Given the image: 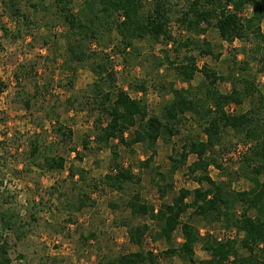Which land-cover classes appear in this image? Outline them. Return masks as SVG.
Listing matches in <instances>:
<instances>
[{"label": "trees", "instance_id": "obj_1", "mask_svg": "<svg viewBox=\"0 0 264 264\" xmlns=\"http://www.w3.org/2000/svg\"><path fill=\"white\" fill-rule=\"evenodd\" d=\"M80 1L81 8L74 11V0H0L3 12L14 24L15 30L10 34L1 28L3 35L9 34L13 41L23 39V34L30 36L31 27L49 31L64 28L59 35H47L46 39L58 36L64 40L65 71L73 75L79 66H88L94 76L87 96L98 112L93 142L98 149L111 151L113 166V172L100 180L103 188L124 196L129 188H138L140 184V177L133 173L131 167L117 162L119 155L116 148L119 145L127 150L141 145L148 155L138 167L148 170L153 168L158 141L170 143L190 120L196 122L200 130L195 136H186L179 150L173 149L169 170L164 173L155 170L158 181L152 179L160 197H164L172 191V176L185 168L187 177L198 187L180 189L171 203L161 204L157 209L144 202L137 190L122 201L124 210L132 219L148 217L154 223L157 228L154 239L164 240L168 249L157 255L143 249V240L150 227L145 223L122 221L120 226L126 228L129 242L138 250L113 258L103 257L96 264H160V257L172 259L175 256L188 264H264V92L258 90L255 75L250 69L251 63H255L258 65L257 72L264 75V33L261 30L264 0H191L177 14L167 0H150L148 5L143 0ZM245 8L251 10L248 17L241 15ZM172 22L187 35L184 40L178 41L172 36ZM208 28H214L223 42L232 44L239 41L250 45L236 50V56L240 54L244 59L237 63L233 56L225 75L217 74L216 70L207 66L199 69L195 58L187 55L189 51H196L199 55L219 59L220 54L214 53L211 43L200 38ZM143 39L161 43L164 48L175 47L176 53L181 49L187 52L182 58L170 61L164 49V61H156L157 68L168 67L179 82L187 85L185 88H176L174 83H169L166 88L161 85L159 95L162 102L158 113L149 112L142 100L131 98L116 85L110 55L106 53L111 47L110 52L126 58L135 50L134 42ZM93 43L101 50L90 51L88 45ZM28 67L29 70L26 65L19 67L20 73L14 74L17 82L21 74L23 77L30 75L32 65ZM198 72L202 74L203 81L197 89H193L190 84ZM67 84L70 89L73 88L72 77ZM219 84H228L229 90L221 92ZM2 88L0 83V93ZM137 88L146 92L144 84ZM166 95L171 98L165 99ZM247 100L250 105L246 111L227 112L229 106L240 107ZM23 102L24 108L29 110V100ZM66 104L72 106L73 101L67 99ZM46 118L53 123L54 136L60 137L67 150L65 152H76V157L82 160V155L68 146L72 139L71 130L59 124L58 118ZM230 135L241 140L245 147L233 174L235 177L214 157V148ZM87 146L88 141L84 140L82 149L87 150ZM53 148L52 142L29 141L30 164L43 172L62 171L65 158L54 155ZM189 157H193L190 163ZM211 167L220 172L219 180L211 178ZM86 174L84 170L72 166L68 169L67 179L73 181L77 176L76 182H85ZM240 179L251 187L242 191L232 189V183ZM76 182H72L73 186H78ZM91 188V192L98 189L97 185ZM91 192L82 191L74 204L64 208L72 207L79 212L93 206ZM110 207L118 206L113 203ZM193 217L208 224H220L225 231L234 230L236 236L225 240L209 234L202 237L191 224ZM30 220L36 221L33 214ZM26 225L28 223L22 221L18 213L0 211L1 231L17 230L15 237L20 240ZM178 229L182 242L173 247V233ZM197 244H201V249L208 254L207 260L197 262L194 259V246ZM8 251L7 239L0 237V264H11Z\"/></svg>", "mask_w": 264, "mask_h": 264}, {"label": "rangeland", "instance_id": "obj_2", "mask_svg": "<svg viewBox=\"0 0 264 264\" xmlns=\"http://www.w3.org/2000/svg\"><path fill=\"white\" fill-rule=\"evenodd\" d=\"M143 1L148 5L150 0ZM167 1L172 11L177 14L191 0ZM81 6L80 0H74V11L79 10ZM241 15L250 16V8H245ZM38 19L40 23V16ZM1 27L10 34L15 30L14 24L4 14L0 4V83L3 87L0 93V211L18 213L20 219L28 223L20 240L15 237L17 230L13 232L0 230L1 239L6 238L9 244L8 255L11 264H96L103 257L113 258L137 251L138 247L128 240L126 228L120 226L122 221H132L133 224L145 223L150 227L143 240V249L156 255L167 250L168 244L164 240L154 239V233L157 231L154 223L148 217L132 219L128 211L124 210L122 201L137 190L144 202L157 209L161 204L171 203L180 189L193 190L198 187L187 177L185 168L172 176V191L164 197H160L152 182V179L158 181V177L154 175L155 170L162 173L169 170V157L174 155L173 149L179 150L180 143L186 136L199 134L198 124L190 120L170 143L158 141L152 169L138 167L148 155L141 145H134L132 150L119 145L116 148L119 155L117 162L124 167H131L133 173L140 177V184L138 188L136 186L129 188L124 196L103 188L100 180L113 172V166L111 151L98 149L93 142L98 112L87 96L94 83V76L88 66H79L73 75L65 71L64 40L58 36L46 39L47 35L50 37L54 33L59 35L64 28L57 27L49 31L31 27L30 36L23 34V39L13 41L9 34L3 35ZM261 30L264 33V21ZM170 31L178 41L187 37L175 22L170 24ZM200 38L210 42L214 53L220 54L218 60L212 56L199 55L196 51L187 53L185 49L176 53L175 47L164 48L161 43H153L148 39L135 41V50L126 58L110 52L109 47L106 53L110 55L116 85L126 91L131 98L142 100L149 112L158 113L162 102L159 95L161 85L163 88L169 83H174L176 88L187 86L179 82L168 67L155 66L157 60L164 61V49L170 61H175L176 57L182 58L187 53L195 58L199 69L207 66L216 70L217 74L225 75L233 56L236 57L237 63L244 59L240 54L236 56V50L245 45L250 47L239 41L232 44L223 42L214 28H208L205 35ZM88 49L101 50L94 43L88 45ZM30 64L33 69L30 75L23 77L21 74V79L17 82L14 74L20 73L19 67L26 65L29 70ZM250 69L255 75L258 90L264 92V75L257 72L258 65L251 63ZM70 77L73 81L72 89L67 84ZM202 81L203 76L198 72L190 85L197 89ZM140 84L145 85V93L138 90ZM218 89L227 92L229 85L219 84ZM170 98V95L165 96L167 100ZM67 99L73 101L72 106L66 104ZM24 100H29V110L24 108ZM249 105L247 100L240 107L229 106L226 109L228 113H239L246 111ZM46 117H52V120L58 118L59 124L71 130L72 139L68 146L79 152L82 160L76 157V152H65L66 148L61 144L60 137L54 136L53 123ZM33 139L54 143L53 154L65 158L62 171L43 172L30 164L29 141ZM84 140L88 141L87 150L82 149ZM240 141L230 135L225 137L221 145L214 148V157L232 175H235L241 156L245 152V147ZM220 150L223 152L220 153ZM191 161L193 157H189L188 163ZM72 166L87 173L85 182H76L77 176L73 181L67 179L68 169ZM209 174L214 180L220 179V172L213 167L209 169ZM72 182H76L78 186H73ZM92 185H97V191L91 192ZM79 187L83 189L79 190ZM250 187L251 185L242 179L232 183V189L236 191L247 190ZM82 191L88 194L91 192L93 206H87L79 212L74 211L72 207L64 208L68 204H74ZM113 203L118 207L111 208L110 204ZM32 214L35 222L30 220ZM190 221L202 237L209 234L225 240L236 236L234 230L225 231L217 223L208 224L198 217H193ZM181 242V232L178 229L173 233L172 246L177 247ZM194 259L197 262L208 259V254L201 249V244L194 246ZM159 262L188 264L176 256L172 259L160 257Z\"/></svg>", "mask_w": 264, "mask_h": 264}, {"label": "crops", "instance_id": "obj_3", "mask_svg": "<svg viewBox=\"0 0 264 264\" xmlns=\"http://www.w3.org/2000/svg\"><path fill=\"white\" fill-rule=\"evenodd\" d=\"M264 21V20H263ZM262 33H263V31H262Z\"/></svg>", "mask_w": 264, "mask_h": 264}]
</instances>
